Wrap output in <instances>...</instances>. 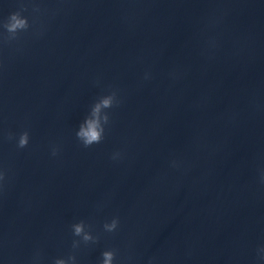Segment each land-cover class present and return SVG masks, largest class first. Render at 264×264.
<instances>
[{
    "label": "water",
    "instance_id": "obj_1",
    "mask_svg": "<svg viewBox=\"0 0 264 264\" xmlns=\"http://www.w3.org/2000/svg\"><path fill=\"white\" fill-rule=\"evenodd\" d=\"M24 2L31 27L0 41V261L51 264L84 219L100 239L79 264L104 247L116 264H264V0ZM110 86L121 103L85 148L75 130Z\"/></svg>",
    "mask_w": 264,
    "mask_h": 264
},
{
    "label": "clouds",
    "instance_id": "obj_2",
    "mask_svg": "<svg viewBox=\"0 0 264 264\" xmlns=\"http://www.w3.org/2000/svg\"><path fill=\"white\" fill-rule=\"evenodd\" d=\"M29 7L28 3L20 0L19 6L10 11L6 16L0 17V41H14L22 33L29 30L31 27L29 16L24 12ZM33 13H39L40 5L31 3ZM34 22V20H33ZM43 26L33 29V34L36 36L42 35ZM152 78L150 70H145L142 76L143 80ZM99 83V81H94ZM111 87V86H110ZM121 103V98L118 94V89L111 87L110 91L105 92L99 96L98 99L91 105L90 110L80 121L75 130L76 140L85 148L99 144L105 138V126L110 123V114L105 109H112ZM10 138H14L17 148H24L29 144L30 133L28 129L20 130L18 133H9ZM59 152L58 145L50 146V154L56 156ZM122 158V152L115 150L110 154V159L119 160ZM172 167H179L180 163L173 159ZM5 178V170L0 168V182ZM259 182L264 184V169L259 171ZM120 225V218L118 215H112L110 218H105L101 223V231L103 233H115ZM69 229L73 239L71 240V250L66 255H58L52 258L51 264H79L77 258V251L80 247L95 245L100 239V232L94 231L89 223L84 219H75L69 224ZM41 255L40 250L36 249L32 257V264H40ZM0 264H3L0 261ZM96 264H116V250L112 247H104ZM151 264V260H149Z\"/></svg>",
    "mask_w": 264,
    "mask_h": 264
}]
</instances>
